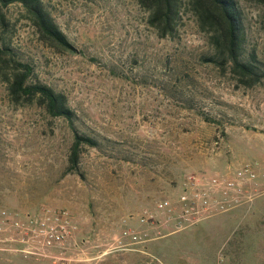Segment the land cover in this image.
<instances>
[{
	"label": "rangeland",
	"instance_id": "obj_1",
	"mask_svg": "<svg viewBox=\"0 0 264 264\" xmlns=\"http://www.w3.org/2000/svg\"><path fill=\"white\" fill-rule=\"evenodd\" d=\"M43 1L77 52L41 43L19 4L0 6L2 35L100 144L85 145L70 171L68 122L12 104L0 80V264H264V78L244 86L208 60L213 49L190 12L175 36L159 37L136 0ZM237 3L245 51L264 62V6ZM244 160L258 162L261 193L250 205L177 231L138 221L174 198L186 173ZM47 210L69 213L70 236L48 257L22 251L35 242L14 222ZM128 228L147 240L134 243Z\"/></svg>",
	"mask_w": 264,
	"mask_h": 264
},
{
	"label": "trees",
	"instance_id": "obj_2",
	"mask_svg": "<svg viewBox=\"0 0 264 264\" xmlns=\"http://www.w3.org/2000/svg\"><path fill=\"white\" fill-rule=\"evenodd\" d=\"M136 1L147 11V22L159 37L175 36L183 14L190 12L198 30L207 35L213 49L208 60L229 69L244 86H253L264 78V62L259 61L253 52L245 51V19L237 0ZM256 1L264 6V0ZM10 4L22 7L37 39L45 46L57 52H77L43 0H0L1 7ZM7 25L4 13L0 12V80L5 84L8 100L16 106H35L50 117H61L68 122L72 133L68 168L78 172L83 147H98L100 143L96 137L81 132L74 125L76 114L66 94L40 80L29 62L17 58L16 49L2 35Z\"/></svg>",
	"mask_w": 264,
	"mask_h": 264
},
{
	"label": "built area",
	"instance_id": "obj_3",
	"mask_svg": "<svg viewBox=\"0 0 264 264\" xmlns=\"http://www.w3.org/2000/svg\"><path fill=\"white\" fill-rule=\"evenodd\" d=\"M257 163L244 160L210 174L188 172L174 198L154 201L151 208L139 213L138 221L142 225L175 223L174 231H177L214 214L250 205L261 193ZM14 224L25 229L35 242L25 245L22 251L37 256H50L46 250L63 243L71 234V217L66 210L27 215L25 222L15 221ZM122 235L134 243L147 240L146 233L141 235L134 228L123 230Z\"/></svg>",
	"mask_w": 264,
	"mask_h": 264
}]
</instances>
